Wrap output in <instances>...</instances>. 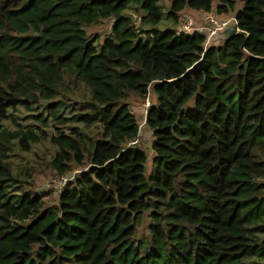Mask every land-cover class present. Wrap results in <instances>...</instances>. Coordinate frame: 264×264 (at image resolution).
I'll return each mask as SVG.
<instances>
[{
  "label": "trees",
  "instance_id": "obj_1",
  "mask_svg": "<svg viewBox=\"0 0 264 264\" xmlns=\"http://www.w3.org/2000/svg\"><path fill=\"white\" fill-rule=\"evenodd\" d=\"M0 264H264V0H0Z\"/></svg>",
  "mask_w": 264,
  "mask_h": 264
},
{
  "label": "rangeland",
  "instance_id": "obj_2",
  "mask_svg": "<svg viewBox=\"0 0 264 264\" xmlns=\"http://www.w3.org/2000/svg\"><path fill=\"white\" fill-rule=\"evenodd\" d=\"M168 2V1H167ZM216 1H214L215 4ZM239 6V4H238ZM187 13H195L194 11H190L187 10ZM210 16L208 14L205 15V17ZM225 20H228L230 17L229 16H225V17H221ZM187 19V18H186ZM188 19H192L189 18ZM199 21H191L194 23V25H196V31H200L202 33L205 34L206 36V44H209L211 42L217 43L218 39H219V34L217 33L211 40L207 39V32L208 30L211 31V29L213 28L210 27V22L207 20V18H203V19H198ZM206 21V22H205ZM219 21V20H216ZM112 22L111 20H108L105 22V28L109 29L111 26ZM145 100L142 102V104H137L134 105L132 107V111L135 113L136 117H137V121L139 124V139H137V146L139 148H145L147 147V151L150 154V150H149V146L151 143V133L150 130L148 129V127L145 125ZM39 161H43L40 160ZM82 167L81 166H74L73 170V174L75 175L77 173V171H79ZM57 176L55 174V172L52 170H49L45 165L40 166V168L37 169L36 173L34 174V179H33V183L31 185V188L37 192V193H41L44 195V197L46 199H49L51 201L55 200L59 194L60 191V186L58 184V180ZM55 180L54 183H52L51 181Z\"/></svg>",
  "mask_w": 264,
  "mask_h": 264
},
{
  "label": "built area",
  "instance_id": "obj_3",
  "mask_svg": "<svg viewBox=\"0 0 264 264\" xmlns=\"http://www.w3.org/2000/svg\"><path fill=\"white\" fill-rule=\"evenodd\" d=\"M205 18H207V20L210 22V27L213 26L211 31L208 30V32H207V39L208 40L209 39L211 40L218 33V31H220L222 28H224L226 26V24L230 20L233 19L232 17H230L228 20L223 19V20L216 21V19L213 16H207ZM180 28L187 30V31H194V30L196 31V25H194V23L191 22L190 19H187V21L182 22L180 24ZM144 105H145V107H147L149 105V101L145 100ZM129 145L137 146V140H133L132 142L129 143ZM55 180H58V184L60 186L61 184L68 181V177L65 175H61V176L57 177V179H55ZM55 180H52L51 182L54 183Z\"/></svg>",
  "mask_w": 264,
  "mask_h": 264
},
{
  "label": "water",
  "instance_id": "obj_4",
  "mask_svg": "<svg viewBox=\"0 0 264 264\" xmlns=\"http://www.w3.org/2000/svg\"><path fill=\"white\" fill-rule=\"evenodd\" d=\"M238 28L234 19L230 20L224 28L218 31L219 39L218 42L230 39L235 33H237Z\"/></svg>",
  "mask_w": 264,
  "mask_h": 264
}]
</instances>
